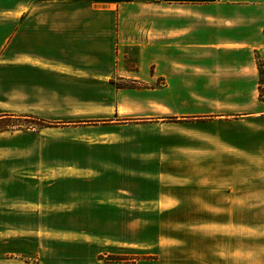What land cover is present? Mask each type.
<instances>
[{
	"label": "crops",
	"instance_id": "0c3cea01",
	"mask_svg": "<svg viewBox=\"0 0 264 264\" xmlns=\"http://www.w3.org/2000/svg\"><path fill=\"white\" fill-rule=\"evenodd\" d=\"M8 1L0 264H264V0Z\"/></svg>",
	"mask_w": 264,
	"mask_h": 264
},
{
	"label": "rangeland",
	"instance_id": "374dc122",
	"mask_svg": "<svg viewBox=\"0 0 264 264\" xmlns=\"http://www.w3.org/2000/svg\"><path fill=\"white\" fill-rule=\"evenodd\" d=\"M13 4L12 1L3 0L0 1V9L5 8L6 6H11ZM1 27H8L10 24L0 21ZM5 36V34L0 33V43L2 42V38ZM6 83L1 82V86ZM0 86V88H1ZM264 91V90H263ZM53 117H56L55 119L63 118L61 115H52ZM50 125V124H48ZM42 124L39 123L36 118L32 116H17L16 118H10L3 121L2 124H0V127H3L5 130L0 131L1 133H5L3 136H0V154H13V153H20L24 155V153H28V147L31 142V147L34 149L32 151L33 156L31 159L28 156L22 157L20 160L16 159H6L1 160L0 159V194H2L4 191V187L8 186L7 179L16 177V173L20 172V175L24 176L27 174H30L31 171H35L37 168H40L43 165V162L38 161L39 155L41 152L40 149L45 150L47 149L46 146H42L41 141L40 143H37V136L35 135L32 140H30L29 136H26L25 133L29 132H35L37 134L39 130L42 128ZM17 134L19 137L17 140L13 139L11 136ZM33 137V136H31ZM42 138H46L45 136H41ZM18 140H21V143L18 145ZM36 147V148H35ZM16 172V173H14ZM115 212H124V211H115ZM152 211H149L151 213ZM141 214L142 211L140 210H134L133 211V221L134 223H139L141 220ZM150 219L148 221L150 225V235L155 234V228L156 225V217L153 218L149 216ZM155 222V225H152V223ZM145 252L141 253L139 251L134 250L131 255L129 256H122V255H111L106 260L113 264H124L123 258H126L128 260L135 261V259H147V258H154L155 252ZM130 261H127L126 264H130Z\"/></svg>",
	"mask_w": 264,
	"mask_h": 264
},
{
	"label": "trees",
	"instance_id": "16d2710c",
	"mask_svg": "<svg viewBox=\"0 0 264 264\" xmlns=\"http://www.w3.org/2000/svg\"><path fill=\"white\" fill-rule=\"evenodd\" d=\"M262 97H264V91H262ZM6 116H8V115H6ZM10 116V115H9ZM4 120H6L5 118H2V119H0V124H2L3 123V121ZM8 120V119H7ZM43 126L45 125V123L43 124V123H41ZM3 130H5L3 127H0V131H3Z\"/></svg>",
	"mask_w": 264,
	"mask_h": 264
}]
</instances>
